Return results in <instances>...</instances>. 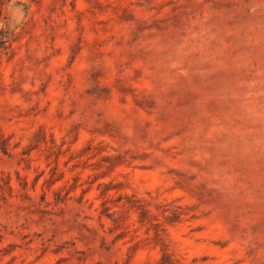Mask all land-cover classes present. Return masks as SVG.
Here are the masks:
<instances>
[{
  "label": "rangeland",
  "instance_id": "1",
  "mask_svg": "<svg viewBox=\"0 0 264 264\" xmlns=\"http://www.w3.org/2000/svg\"><path fill=\"white\" fill-rule=\"evenodd\" d=\"M0 264H264V0H0Z\"/></svg>",
  "mask_w": 264,
  "mask_h": 264
}]
</instances>
